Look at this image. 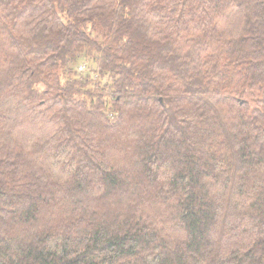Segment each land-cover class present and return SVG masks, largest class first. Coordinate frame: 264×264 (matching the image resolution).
I'll return each instance as SVG.
<instances>
[{
	"label": "trees",
	"instance_id": "obj_1",
	"mask_svg": "<svg viewBox=\"0 0 264 264\" xmlns=\"http://www.w3.org/2000/svg\"><path fill=\"white\" fill-rule=\"evenodd\" d=\"M0 264H264V0H0Z\"/></svg>",
	"mask_w": 264,
	"mask_h": 264
},
{
	"label": "built area",
	"instance_id": "obj_2",
	"mask_svg": "<svg viewBox=\"0 0 264 264\" xmlns=\"http://www.w3.org/2000/svg\"><path fill=\"white\" fill-rule=\"evenodd\" d=\"M84 68H85L84 65H81L80 67H78V69H79L80 71L84 70Z\"/></svg>",
	"mask_w": 264,
	"mask_h": 264
},
{
	"label": "rangeland",
	"instance_id": "obj_3",
	"mask_svg": "<svg viewBox=\"0 0 264 264\" xmlns=\"http://www.w3.org/2000/svg\"><path fill=\"white\" fill-rule=\"evenodd\" d=\"M81 65H84V63L82 62V63H80L79 65H78V67H80Z\"/></svg>",
	"mask_w": 264,
	"mask_h": 264
}]
</instances>
